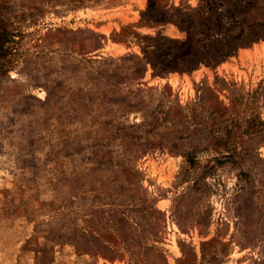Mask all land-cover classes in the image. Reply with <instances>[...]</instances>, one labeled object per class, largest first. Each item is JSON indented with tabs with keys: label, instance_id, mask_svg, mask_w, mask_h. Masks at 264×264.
Masks as SVG:
<instances>
[{
	"label": "rangeland",
	"instance_id": "rangeland-1",
	"mask_svg": "<svg viewBox=\"0 0 264 264\" xmlns=\"http://www.w3.org/2000/svg\"><path fill=\"white\" fill-rule=\"evenodd\" d=\"M0 264H264V0H0Z\"/></svg>",
	"mask_w": 264,
	"mask_h": 264
},
{
	"label": "trees",
	"instance_id": "trees-1",
	"mask_svg": "<svg viewBox=\"0 0 264 264\" xmlns=\"http://www.w3.org/2000/svg\"><path fill=\"white\" fill-rule=\"evenodd\" d=\"M213 11V13H216V16H220L222 13L219 12L221 10H210ZM234 10H225L226 14H233ZM178 27L182 30H185L188 34V37L186 38L185 41L182 43L183 50L181 53H187L189 54L188 56V62H185V67L193 68L195 65H197L200 61V54L198 44L194 42L193 36L190 32V28L182 26V24H178ZM236 38V37H235ZM235 38H231L230 40H226L223 44L222 47L220 48L219 52L216 53L218 58H223L225 56H228L229 54H233L235 50H237L239 44L237 43V40ZM255 38L257 36H253L251 40L255 41ZM155 65V63L153 62Z\"/></svg>",
	"mask_w": 264,
	"mask_h": 264
},
{
	"label": "crops",
	"instance_id": "crops-1",
	"mask_svg": "<svg viewBox=\"0 0 264 264\" xmlns=\"http://www.w3.org/2000/svg\"><path fill=\"white\" fill-rule=\"evenodd\" d=\"M255 45L257 46V45H259V44H258V43H255L252 47H253V48L256 47ZM252 47H251V48H252Z\"/></svg>",
	"mask_w": 264,
	"mask_h": 264
}]
</instances>
